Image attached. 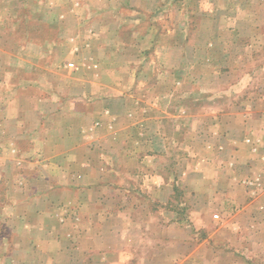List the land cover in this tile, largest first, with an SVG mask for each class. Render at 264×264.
Wrapping results in <instances>:
<instances>
[{
  "label": "crops",
  "instance_id": "0c3cea01",
  "mask_svg": "<svg viewBox=\"0 0 264 264\" xmlns=\"http://www.w3.org/2000/svg\"><path fill=\"white\" fill-rule=\"evenodd\" d=\"M113 1L0 0V217L8 237L42 231L37 252L57 264H75L77 247L107 264L113 254L127 264L132 206L146 198L169 204L177 177L202 165L189 158L181 172L166 148L195 120L185 103L178 116L177 88L160 80L181 72L180 48L189 38L160 33V0ZM129 67L135 82L122 84ZM250 130L241 136L258 134ZM217 133L224 143L210 153L221 155L217 167L228 183L216 186L221 196L231 190L226 197L236 211L222 224L209 220L206 248L215 258L200 256L201 244L180 264H264V141L246 151L242 142H227L233 131ZM241 152L247 173L239 176ZM247 176L254 178L248 193L241 184ZM16 247L6 248L13 257L29 252Z\"/></svg>",
  "mask_w": 264,
  "mask_h": 264
},
{
  "label": "rangeland",
  "instance_id": "374dc122",
  "mask_svg": "<svg viewBox=\"0 0 264 264\" xmlns=\"http://www.w3.org/2000/svg\"><path fill=\"white\" fill-rule=\"evenodd\" d=\"M100 2L112 4L114 1ZM147 2L150 6L151 0ZM114 5L117 3L114 2ZM160 5L162 11L156 15L160 33L181 41L189 38L188 43L182 44L180 48L185 59L181 62L174 57L171 59V64L180 63L181 72H172L171 76L165 75L167 78L160 80L170 81L177 88L172 98L173 103L177 102L175 111L181 108L180 103H185L191 106V115L195 117L189 124L190 128L187 125L188 132H183L180 139H171L173 144L171 141L169 145L166 144V148L170 146L175 153L170 159L181 163L176 167L181 172L187 168L184 162H188L189 158L202 165L198 169L197 165L192 164L195 173H181L177 177L178 185L173 192L170 190L172 201L169 204L154 203L146 198L132 206L135 220L126 238L132 251L128 254L127 264H180L192 249H196V245L201 244L204 246L200 256L206 253L210 258H215L217 254L206 248L210 233L209 220L222 224L228 214L236 211L228 203L232 198L226 197L231 190L225 189V195L221 196L219 192L223 190L216 186V182L220 181L226 184L227 177L217 167V159H222L221 155L210 153L215 152L220 143H224L219 141L221 134L217 136L215 132L222 131L226 135L233 131L234 137L227 142L231 139L242 142L246 151L251 150L250 143L257 138L261 137L264 141V129L261 128L264 127V0H160ZM125 12L121 10L117 17L125 15ZM120 63L117 61L112 64L113 68H117ZM167 65L163 63L162 71ZM130 69L122 71V84L135 82L128 75ZM233 86L238 87L239 91ZM165 95H161V101ZM183 111L177 110L178 116H183ZM217 117H222V121H217ZM180 128H184V125ZM247 128L258 134L241 136V132ZM253 136L258 137L252 140ZM235 160L234 172L239 170V176L245 175L248 160L245 152H241ZM225 164H228V160ZM228 166L231 168V164ZM252 179L253 176H247L245 181L241 180L246 193L253 191L247 184ZM235 196L240 197L237 193ZM1 209L0 215L5 214V207ZM5 226L0 217V264H57L37 252L45 238L42 231L32 233L35 234L32 238H13V235L7 236ZM13 243L18 249H28L26 256L16 251L13 257L6 249L9 247L11 250ZM29 244H34L35 249ZM69 256L71 258L72 254ZM72 259L76 260L75 264H107L89 253L81 252L78 247ZM117 259L113 254L112 263L116 264ZM119 262L122 260L117 264Z\"/></svg>",
  "mask_w": 264,
  "mask_h": 264
},
{
  "label": "built area",
  "instance_id": "2783aa9c",
  "mask_svg": "<svg viewBox=\"0 0 264 264\" xmlns=\"http://www.w3.org/2000/svg\"><path fill=\"white\" fill-rule=\"evenodd\" d=\"M217 217V215H215V218Z\"/></svg>",
  "mask_w": 264,
  "mask_h": 264
}]
</instances>
